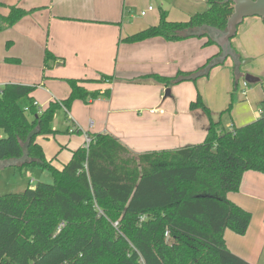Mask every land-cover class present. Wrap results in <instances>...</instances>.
<instances>
[{
    "label": "trees",
    "instance_id": "1",
    "mask_svg": "<svg viewBox=\"0 0 264 264\" xmlns=\"http://www.w3.org/2000/svg\"><path fill=\"white\" fill-rule=\"evenodd\" d=\"M207 2L204 11L184 21L169 20L160 11L157 25L122 41L205 36L214 43L208 27L225 30L233 3ZM34 10L0 2V31ZM232 51L240 60L234 47ZM220 54L192 71L147 77L167 87L196 81L224 62L217 60ZM50 58L46 51L45 64ZM233 75L235 89L238 71ZM67 82L69 95L44 109L30 96L34 85L6 83L0 88V164L39 165L52 175L51 182L0 195V264H252L226 247L225 229L244 234L251 219L226 195L239 189L244 171L264 173V115L226 128L220 113L214 119L197 93L190 108H201L209 120L201 142L133 153L108 134H87L88 146L78 147L56 168L36 137L54 131L51 122L62 106L69 109L75 99L99 95L76 79Z\"/></svg>",
    "mask_w": 264,
    "mask_h": 264
},
{
    "label": "crops",
    "instance_id": "2",
    "mask_svg": "<svg viewBox=\"0 0 264 264\" xmlns=\"http://www.w3.org/2000/svg\"><path fill=\"white\" fill-rule=\"evenodd\" d=\"M0 2L35 9L0 31V88L6 83L34 85L30 96L41 109L69 95L68 79H76L88 91L99 93L86 101L75 99L69 109L62 106L51 123L54 131L36 137L47 160L56 168H61L74 150L84 146L85 134H108L133 153L174 150L201 142L209 120L201 108H190L197 93L201 96L197 80L206 78L203 84H211L224 72L222 88L226 89L230 69L233 90L238 87L234 89L235 70L238 81L251 73L254 77L251 83L259 85L249 88L247 96L248 92L241 93L240 84V100L250 110L237 111V121L231 119L232 126L222 122L223 126L234 128L255 120L256 110L264 107V19L261 17H245L231 39L240 60L228 57L223 62L229 60L226 69H220L222 63L208 76L175 83L169 86V95L164 96L167 86L148 75L173 76L178 71H192L218 53V45L207 43L205 36L177 40L154 36L136 42H124L122 38L157 25L160 11L169 20H187L194 13L204 11L207 0H155V4L152 0ZM148 6L153 8L140 15V10ZM1 10L7 12V8ZM46 51L53 56L47 64ZM242 59L247 60L242 63ZM204 101L212 107L208 98ZM213 116L217 119V115ZM226 197L251 214L244 234L225 229L226 247L252 264H264V173L244 171L239 189Z\"/></svg>",
    "mask_w": 264,
    "mask_h": 264
},
{
    "label": "rangeland",
    "instance_id": "3",
    "mask_svg": "<svg viewBox=\"0 0 264 264\" xmlns=\"http://www.w3.org/2000/svg\"><path fill=\"white\" fill-rule=\"evenodd\" d=\"M152 2L155 4V0H152ZM246 60L247 59H242L241 62L243 63ZM228 65H229V60L226 61L225 64L223 63L220 69H226ZM246 74L251 75V73H246ZM218 75H219L217 76L218 78H216V80L211 84H203L206 78L197 80L198 81L197 84L200 87L199 89L201 93V99L207 105V103L204 100L208 98L212 104V107L217 110L214 111L211 109L212 108L211 106L209 107L207 105L210 110V113L215 116L220 113L221 122L232 126L231 119L232 121H237V118L235 117V113L237 111L239 113H243V112L245 113L246 111L250 110L247 103L240 100L241 95L239 94V88L242 79L241 77L239 78L238 87L237 89L233 90L232 70L230 69V72L228 73L227 76L228 87L226 89H223L222 87H223V82L226 79V73L221 72ZM193 83L194 82L192 81L190 82L192 86L194 85ZM257 85L259 84H254L250 82L249 86L246 88L245 94L248 92L247 93L248 96L250 92L249 88H256L258 87ZM247 96L244 98L245 99L248 98ZM224 100L225 103H223ZM227 106H229V111L222 112V110ZM231 111L233 112L231 118L229 119ZM53 121H55L54 117L52 119V122ZM29 180L32 181L29 182ZM51 180H52L51 173L48 170L41 168V166L39 165L30 166L28 164H24L22 167H17L16 165L13 166L6 165L5 167L0 168V195L6 193L21 192L28 185L33 186L38 181L51 182Z\"/></svg>",
    "mask_w": 264,
    "mask_h": 264
},
{
    "label": "water",
    "instance_id": "4",
    "mask_svg": "<svg viewBox=\"0 0 264 264\" xmlns=\"http://www.w3.org/2000/svg\"><path fill=\"white\" fill-rule=\"evenodd\" d=\"M233 3V11L228 16L225 30L208 27L213 32V40L220 48L221 54L217 60L224 61L226 58H233V51L231 46V39L237 32L238 25L245 17L258 16L264 17V0H230ZM244 79L252 82L254 77L246 74ZM170 89L167 87L164 96L169 95ZM0 168L2 166L0 165ZM34 188V187H33Z\"/></svg>",
    "mask_w": 264,
    "mask_h": 264
},
{
    "label": "built area",
    "instance_id": "5",
    "mask_svg": "<svg viewBox=\"0 0 264 264\" xmlns=\"http://www.w3.org/2000/svg\"><path fill=\"white\" fill-rule=\"evenodd\" d=\"M152 8H153L152 6H148L147 9L140 10V15H144L147 10H151ZM247 86H248V82L245 79H242V81H241V93L242 94H245ZM34 104L37 105L36 102H34ZM25 109H27V108H25ZM256 114H257V116L264 115V107L257 109ZM90 140H91L90 136L85 134L84 146L87 147ZM141 218H143V217H141Z\"/></svg>",
    "mask_w": 264,
    "mask_h": 264
}]
</instances>
